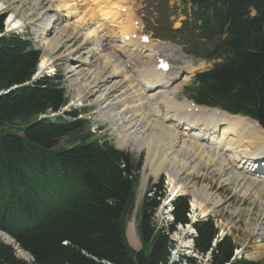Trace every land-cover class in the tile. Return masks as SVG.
<instances>
[{"label":"trees","instance_id":"trees-1","mask_svg":"<svg viewBox=\"0 0 264 264\" xmlns=\"http://www.w3.org/2000/svg\"><path fill=\"white\" fill-rule=\"evenodd\" d=\"M191 1L200 37L212 41L209 56L226 58L220 68L201 76L210 84L199 93L200 102L250 114L264 126V0ZM4 19L0 14V33ZM38 56L19 35L0 37V230L32 258H19L0 237V264H167L173 245L168 235L176 224L186 223V199L176 200L174 221L159 229L153 214L160 189L146 198L137 226L141 249L130 248L124 236L134 195L128 159L108 143L92 140L89 132L81 133V120L37 119L66 102L58 75L24 85ZM30 117L36 120L15 126V120ZM66 136L74 143L52 150ZM196 233L195 251L205 256L211 250L208 264L229 262L235 245L224 237L212 248L216 229L211 220L197 223ZM172 264L200 263L181 256Z\"/></svg>","mask_w":264,"mask_h":264},{"label":"bare ground","instance_id":"bare-ground-1","mask_svg":"<svg viewBox=\"0 0 264 264\" xmlns=\"http://www.w3.org/2000/svg\"><path fill=\"white\" fill-rule=\"evenodd\" d=\"M55 1L58 4L55 6L56 18L41 24L43 28L40 34L44 50L54 52L62 39L67 41L70 36L83 32L85 40L95 43L97 49L103 43L100 51H106L104 54L107 57L110 49H113L119 56L125 58V61L121 60L122 64L129 63L130 57H134L137 62V66L129 70L126 66L119 67V64L110 63L109 69H98L94 73L89 65L91 60H88L89 63L80 57L71 60L74 61L75 69L81 68L90 79L80 86L84 88L83 90L77 87L74 89V99L81 100L85 95L91 96L100 88H105L95 100L99 105L100 115L111 122L110 126L113 129L111 131L116 136L118 147L143 151V167L148 168L152 177L164 173L172 190L177 189L179 192L188 190V184L185 185L181 181L180 174H184L185 177L191 174L198 175L202 168L214 167L218 172H225L224 169H228L230 177L221 181L230 184L228 179H232L238 187L237 191L243 196L250 195L258 199L264 194V129H260V126L249 118L225 111L222 113L218 108L196 105L188 100L179 102L176 93L188 78L179 83L175 80L184 71L190 73L192 68L185 70L170 66L166 72L157 70L155 67L157 51L153 49L151 41L142 43L139 38L130 36L134 27L130 22L133 12L129 6H124L121 0H79L91 2L95 15L86 2L83 3L86 10L78 13L81 6H74L72 4L74 0ZM50 2L53 3L54 0H49ZM89 14L95 18H90L91 15L88 17ZM71 18L75 19L70 21ZM88 24H92V27ZM24 25L25 23L17 19L14 13H10L5 23L6 30L22 29ZM106 25L110 28L107 31L117 35L118 46L111 43L114 37L103 38V35H100V31ZM50 59L47 55L40 56L37 71L46 70L51 64ZM70 71L79 83L78 73L72 69ZM107 95L111 98L110 101L107 100L108 102ZM180 125H184L182 131ZM248 167L250 168L247 172L251 173L250 171L254 170L258 174L251 176L238 171ZM206 190L207 188L203 187L201 193H205ZM191 192L193 201L203 215L210 207L219 205V200L214 201L215 198H212L213 194L207 192V196L212 200L208 205V199L205 196L204 199H200L202 195L195 188ZM205 202L207 204H204ZM134 227V222L130 221L127 237L133 246L138 242ZM2 236L4 237L1 239L12 245L19 256L26 257V252L13 240L11 242L9 235L4 233Z\"/></svg>","mask_w":264,"mask_h":264},{"label":"rangeland","instance_id":"rangeland-1","mask_svg":"<svg viewBox=\"0 0 264 264\" xmlns=\"http://www.w3.org/2000/svg\"><path fill=\"white\" fill-rule=\"evenodd\" d=\"M74 1L73 3L71 2L72 4H74V6L76 5L77 7L81 6L78 8L79 10L78 13L80 11L82 12L86 10V7L84 8L85 6L84 4L86 1L85 2L84 1L80 2L79 0H74ZM122 1L125 5H128L132 9V12L134 11L133 18L130 21L131 24H133L134 20L136 19L139 20V22L142 23V30L140 28L141 30L140 33L147 34L150 39L152 38L151 37L152 33H154L158 28H162L170 24H173V28H177L180 25V20L182 19L179 13L180 0H170L167 2H163V3L161 2L162 0H121V2ZM51 2L49 3V0H0V14H3L1 12H6V14L4 15H6L5 20L7 21V18H9L10 13H14L16 18L22 21L23 23H25V25H24V28L22 29H13V30H9V32L24 35V37H27L36 46H39V43L42 42V38H41L42 36L40 32L43 26L41 24H46V22L49 19L53 20L54 18H56L55 6L58 4L55 0L53 3ZM86 3L89 6V9L92 11V14H94V10L91 5V2L87 1ZM50 4H52L53 6H51ZM80 4H83V5H80ZM157 10H159L160 12L156 13ZM90 15L91 14H89L88 17ZM91 16L90 18H93V19L95 18L93 17V15ZM72 19H75V18H71L70 21H72ZM92 24H88V26L89 25H90L89 27L94 26V24L93 25ZM109 29L110 28H108V26L106 25L105 27H103L104 31L103 30L100 31L101 34L100 33L99 34L103 35V38L110 37L112 39L114 36L112 35V33H110V31H107ZM66 31L69 32V30H66ZM133 33H136V32L133 30L130 36H133ZM85 38H86L85 35L83 34V32H81L80 34L70 36L69 40L67 41H64L62 39L60 42V45L54 52L52 51L48 54L42 52L43 55H47L48 57L51 58L50 59L51 64L48 65V68H46L44 72L46 71L47 75H51L54 72L61 74L63 78L62 84L65 88L66 95L68 97L67 104L65 106V112L69 110H76L75 107H78V105L80 104H86V107L80 109V111L76 110L78 111V113H80L79 117L82 118V121L84 124L82 132H85L86 129L88 128L93 135L92 136L93 139H97L99 141L107 140L113 143L114 145H116L115 143L116 140H114V135L112 132L113 129L110 126L111 122L107 119L105 120L100 115L99 113L100 111L98 110L99 105L98 103H96V100H95L99 94L104 92L105 88L103 87L100 88L99 89L100 92L97 91L96 93H93L91 96H89V94L85 95V97H83L81 100L74 99V96H75L73 95L75 94L74 89L77 87L80 90H83L84 88L83 87L81 88L80 86L84 85V83L88 82L90 79L85 75V72L83 73V71H81V68L75 69L74 62L71 61L73 60V58L80 57V59L82 60L84 59L83 61L95 59L96 61L93 60V62L91 63L92 65L89 63L94 73L98 69L99 70L103 68L109 69L108 64H109L110 59H108L107 55L104 54V52L106 51L99 50L96 53L97 54L96 55L95 54V52L97 51L96 44L93 42L90 43L89 40L88 39L85 40ZM136 38H139V36H137ZM113 39H115V37ZM171 46L175 47L176 51L173 52L169 49L167 50L164 49V50H160V54L170 55L169 63L173 67L178 68L177 66L184 65V62L189 58L193 60L194 65H198V63L200 62L203 67L207 66L208 62H203L199 58H196V56L187 54L184 51L182 46L177 45L173 42H171ZM99 54H101L100 56L102 58L99 56ZM124 59L125 58H122L123 61H125ZM101 61H103V63H105L106 65L103 64ZM71 69L78 73L79 75L78 79L80 80L79 83L76 82L75 77L71 74V71H70ZM105 70L106 69H104V71ZM46 74H43V75H46ZM184 76L188 78L187 83H184L182 85V88H180L181 90L179 89V91H177L178 93H176V99L179 102L186 101V99H183V98H187L185 87L188 86L192 82V79H193V77H191L190 74H184L183 76L180 75L178 77L177 83L181 82V79ZM12 89H14V87H12ZM110 99H111L110 97L107 98L106 102L110 101ZM221 112L223 113V111ZM52 114L53 113H50L49 111H47L46 114L40 115L38 117L41 118V117L51 116ZM33 121H34V117H30L24 120L17 119L15 120L14 123L16 127H20L23 122H25L26 124H29ZM259 128L262 129L261 127ZM10 129H13V128H10ZM19 134H21V132ZM115 139H116V136H115ZM73 143L74 141L73 140L71 141V137H63L57 144V147L58 148L67 147ZM57 147L54 146L53 150L57 149ZM133 154L137 156L136 153H133ZM224 170L225 172L229 173L228 169L225 168ZM242 170L243 169L241 170L239 169V171L244 173L245 171L244 170L242 171ZM225 172L224 171L218 172L217 169L214 167H205V168H202V171L198 175L191 174L185 177L184 174L183 175L180 174L179 176L180 178H182L181 181L185 185L188 184L187 188L189 187V185H192L194 187L196 186V189L199 192H201V189L204 187V188H207L208 192H213L214 194L220 195V197L222 198V201L218 199L219 200L218 204H220V202L221 204L218 207L213 208L209 212L210 213L209 215L215 218L216 226L220 228L221 232H226L230 234V236L233 239V242L238 248L237 256H240L242 254L243 256L249 259L262 261L264 260V194L262 196V199L256 198L257 200H255V198H253V196H250V195L248 196L245 195V197H242L241 195L234 193V192H239V191H237V189H234L233 191V188L236 186V184L233 183L232 179H228V182L230 183V185H224L225 183L221 181L222 179L218 180V184H221V185H217L216 179L218 176H220L219 173L222 174ZM137 173L138 175H142V179L140 180L138 184V188L141 190H146L149 184L155 185L158 182V179H152L150 176L146 177V175H149V170L147 168H144L143 170L141 169ZM244 174H247V172H245ZM250 174L251 176H253V173H250ZM164 175L165 174L162 173L160 174L159 177H162ZM229 177L230 176H228L227 178ZM181 194L188 196L189 207H190L189 210H191V213H190L191 217H203V216L207 217L206 214L203 215L201 213L199 206L193 201V198L190 192H185V193L182 192ZM206 196L207 195H205V197ZM203 197L204 195L200 196V199H204ZM248 198L254 201H250L248 200ZM160 204H162V202ZM139 213H140V205L133 207L129 211L128 215L125 217L126 237H127L126 228H128L129 222L130 221L134 222L135 227L133 229L134 231L136 229L135 235H136V238L138 237L137 239L138 242L135 246H133L131 245L129 239L128 241H129V244L136 250L141 248V242H140L138 233L136 234ZM153 217H154V222L156 223L157 228L159 229L165 228L167 226V223H169L171 219V215L166 214L165 210L160 206L154 212ZM185 231L186 229L184 227L177 225L176 230L172 232L169 236L172 240H174V245H175V249L171 254L173 257H175L176 254L190 252V250L187 248L189 246V239H188L189 237L188 235H183ZM2 234L4 235V233L0 232L1 238L4 237L2 236ZM11 242H12V239H11ZM14 250L16 252V255L19 258L25 259L28 262L32 260L31 256L28 253H26L27 254L26 257H21L18 255L15 248ZM194 255L196 256L200 264H207L205 256H201V254L198 252H195Z\"/></svg>","mask_w":264,"mask_h":264}]
</instances>
